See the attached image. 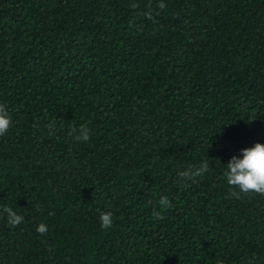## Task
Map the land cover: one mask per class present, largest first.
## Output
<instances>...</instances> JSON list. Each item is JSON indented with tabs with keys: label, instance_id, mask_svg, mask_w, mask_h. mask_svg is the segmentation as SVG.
Returning a JSON list of instances; mask_svg holds the SVG:
<instances>
[{
	"label": "trees",
	"instance_id": "obj_1",
	"mask_svg": "<svg viewBox=\"0 0 264 264\" xmlns=\"http://www.w3.org/2000/svg\"><path fill=\"white\" fill-rule=\"evenodd\" d=\"M0 104V264H264V0H0Z\"/></svg>",
	"mask_w": 264,
	"mask_h": 264
},
{
	"label": "clouds",
	"instance_id": "obj_2",
	"mask_svg": "<svg viewBox=\"0 0 264 264\" xmlns=\"http://www.w3.org/2000/svg\"><path fill=\"white\" fill-rule=\"evenodd\" d=\"M159 7L163 8L164 5L161 3ZM11 126V116L6 106L0 104V136L5 135ZM72 131L75 133L74 139L77 141H88L90 139V130L86 125L74 128ZM225 166L224 176L228 185L234 190L238 189V191L233 192L236 198H239L241 194L251 193L264 196V144L257 142L252 147L241 149V155L232 156ZM208 169V163L203 162L198 167L182 171L178 175L185 181L194 180L196 177L203 176ZM158 203L162 210H167L170 206V201L166 196L160 197ZM0 211L7 215L8 224L12 227H16L23 222V216L17 214L10 207H4ZM153 217L157 220L163 219L159 211H154ZM99 220L101 228H110L113 224L112 213L101 212ZM36 231L43 236L48 232V227L41 222L37 225ZM217 264H223V262L218 260Z\"/></svg>",
	"mask_w": 264,
	"mask_h": 264
}]
</instances>
